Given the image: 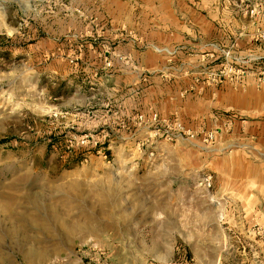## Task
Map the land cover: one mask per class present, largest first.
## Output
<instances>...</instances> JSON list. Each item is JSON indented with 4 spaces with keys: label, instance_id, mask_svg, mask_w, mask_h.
<instances>
[{
    "label": "rangeland",
    "instance_id": "rangeland-1",
    "mask_svg": "<svg viewBox=\"0 0 264 264\" xmlns=\"http://www.w3.org/2000/svg\"><path fill=\"white\" fill-rule=\"evenodd\" d=\"M263 32L264 0H0V264H264Z\"/></svg>",
    "mask_w": 264,
    "mask_h": 264
},
{
    "label": "crops",
    "instance_id": "crops-1",
    "mask_svg": "<svg viewBox=\"0 0 264 264\" xmlns=\"http://www.w3.org/2000/svg\"><path fill=\"white\" fill-rule=\"evenodd\" d=\"M122 52H123V50H122ZM125 52V51H124ZM139 54H140V52H138ZM136 63L138 64V65H141L139 62H138V60H136ZM143 66V65H142ZM136 82H138L139 80H135ZM133 91L135 92L134 94H136L137 92H138V88H133ZM139 93V92H138Z\"/></svg>",
    "mask_w": 264,
    "mask_h": 264
},
{
    "label": "built area",
    "instance_id": "built-area-1",
    "mask_svg": "<svg viewBox=\"0 0 264 264\" xmlns=\"http://www.w3.org/2000/svg\"><path fill=\"white\" fill-rule=\"evenodd\" d=\"M262 38H264V32L262 33ZM154 119H156V117H157V114H154Z\"/></svg>",
    "mask_w": 264,
    "mask_h": 264
}]
</instances>
